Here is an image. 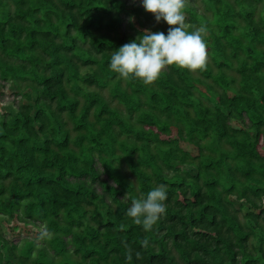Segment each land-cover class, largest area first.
Wrapping results in <instances>:
<instances>
[{"label": "trees", "instance_id": "obj_1", "mask_svg": "<svg viewBox=\"0 0 264 264\" xmlns=\"http://www.w3.org/2000/svg\"><path fill=\"white\" fill-rule=\"evenodd\" d=\"M183 13L205 67L145 85L109 67L144 30L167 36L140 0H0V87L20 98L0 115V219L51 233L0 227V264H264V0ZM161 184L145 231L126 213Z\"/></svg>", "mask_w": 264, "mask_h": 264}, {"label": "clouds", "instance_id": "obj_2", "mask_svg": "<svg viewBox=\"0 0 264 264\" xmlns=\"http://www.w3.org/2000/svg\"><path fill=\"white\" fill-rule=\"evenodd\" d=\"M140 3L146 12L153 14L157 23L163 20L169 25L167 36L163 32L144 30L135 40L111 52L110 69L121 78L132 76L145 85H152L170 66L192 72L203 69L207 62V46L203 39L206 28L186 25L183 13L186 0H140ZM132 20L134 18H130ZM189 27L193 30L188 31ZM166 200L167 186L158 185L146 198L134 199L126 215L149 231L166 213ZM50 236L46 228L41 230V238Z\"/></svg>", "mask_w": 264, "mask_h": 264}, {"label": "rangeland", "instance_id": "obj_3", "mask_svg": "<svg viewBox=\"0 0 264 264\" xmlns=\"http://www.w3.org/2000/svg\"><path fill=\"white\" fill-rule=\"evenodd\" d=\"M2 88L3 87H0V115L9 112L10 110H15L20 99L16 97V93L19 92V90L15 84L7 85L4 89ZM2 93H4L3 97ZM0 227L9 241L32 239L36 241L38 245H43L45 243L43 240L44 238H41L42 227L24 224L17 219H14L12 222L0 219Z\"/></svg>", "mask_w": 264, "mask_h": 264}]
</instances>
